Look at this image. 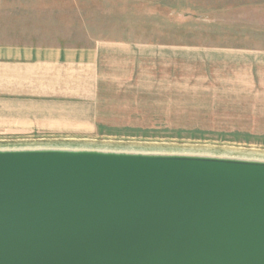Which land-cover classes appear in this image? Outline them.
<instances>
[{
    "label": "water",
    "instance_id": "1",
    "mask_svg": "<svg viewBox=\"0 0 264 264\" xmlns=\"http://www.w3.org/2000/svg\"><path fill=\"white\" fill-rule=\"evenodd\" d=\"M0 264H264V159L0 147Z\"/></svg>",
    "mask_w": 264,
    "mask_h": 264
},
{
    "label": "rangeland",
    "instance_id": "2",
    "mask_svg": "<svg viewBox=\"0 0 264 264\" xmlns=\"http://www.w3.org/2000/svg\"><path fill=\"white\" fill-rule=\"evenodd\" d=\"M2 2L4 15L17 17L11 26L33 41L101 48L100 116L121 132L0 134V146L209 149L264 159V0Z\"/></svg>",
    "mask_w": 264,
    "mask_h": 264
},
{
    "label": "crops",
    "instance_id": "3",
    "mask_svg": "<svg viewBox=\"0 0 264 264\" xmlns=\"http://www.w3.org/2000/svg\"><path fill=\"white\" fill-rule=\"evenodd\" d=\"M16 22L0 0V134L119 135L100 116L107 94L101 48L33 41Z\"/></svg>",
    "mask_w": 264,
    "mask_h": 264
},
{
    "label": "bare ground",
    "instance_id": "4",
    "mask_svg": "<svg viewBox=\"0 0 264 264\" xmlns=\"http://www.w3.org/2000/svg\"><path fill=\"white\" fill-rule=\"evenodd\" d=\"M44 144V143H43ZM65 145H63V146H72V145H67L66 143H64ZM69 144H71V143H69ZM80 145L81 144H84V143H79ZM85 144H87V143H85ZM48 145H50V146H58V145H52V144H48ZM88 145V144H87ZM91 145V144H90ZM6 146V145H5ZM39 146H42V145H28V146H14V147H39ZM61 146V145H60ZM98 146H100V145H98ZM107 146H110V145H106V144H103V145H101V147H107ZM0 147H4V146H0ZM73 147H75V146H73ZM76 147H82V146H76ZM84 147V146H83ZM127 148H132V149H141V148H136V147H134V146H129V147H127ZM159 150H162V149H159ZM194 151H196V150H200V151H205V152H202V153H208L209 152V154H212L211 152L212 151H210L209 149L208 150H206V149H193ZM183 151H185V152H188V151H191V150H183ZM231 150H227V151H224V152H222V154H232L231 152H230ZM195 153V152H194ZM250 153V152H249ZM234 154H237L238 156H241V155H245V154H243V153H238V152H234ZM233 155V154H232ZM254 156H256V155H254ZM250 158V157H249Z\"/></svg>",
    "mask_w": 264,
    "mask_h": 264
}]
</instances>
